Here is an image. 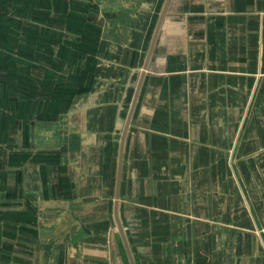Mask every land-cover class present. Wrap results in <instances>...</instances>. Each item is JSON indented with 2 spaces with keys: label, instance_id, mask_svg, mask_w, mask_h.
Listing matches in <instances>:
<instances>
[{
  "label": "crops",
  "instance_id": "1",
  "mask_svg": "<svg viewBox=\"0 0 264 264\" xmlns=\"http://www.w3.org/2000/svg\"><path fill=\"white\" fill-rule=\"evenodd\" d=\"M74 1L89 87L0 118V264H264V0Z\"/></svg>",
  "mask_w": 264,
  "mask_h": 264
},
{
  "label": "rangeland",
  "instance_id": "2",
  "mask_svg": "<svg viewBox=\"0 0 264 264\" xmlns=\"http://www.w3.org/2000/svg\"><path fill=\"white\" fill-rule=\"evenodd\" d=\"M90 16L89 6L74 0H0L1 121L52 115L89 87L99 35ZM79 19L92 25V41Z\"/></svg>",
  "mask_w": 264,
  "mask_h": 264
},
{
  "label": "trees",
  "instance_id": "3",
  "mask_svg": "<svg viewBox=\"0 0 264 264\" xmlns=\"http://www.w3.org/2000/svg\"><path fill=\"white\" fill-rule=\"evenodd\" d=\"M77 24H80L81 27H85L83 30L87 31L88 32V35L85 36V40H93L92 37H89L90 36V31H91V28H92V25L87 23L84 19H79V21H77ZM99 36V35H98ZM97 36V37H98ZM98 39V38H97ZM95 45V48H96V45H97V42L94 44ZM86 47V46H85ZM85 47L82 46V48L84 49ZM94 49V48H93ZM86 50V48H85ZM91 50V49H89ZM21 52L24 54H28V51L24 50V49H21ZM87 88V87H86ZM86 88L82 89L81 91H84Z\"/></svg>",
  "mask_w": 264,
  "mask_h": 264
},
{
  "label": "water",
  "instance_id": "4",
  "mask_svg": "<svg viewBox=\"0 0 264 264\" xmlns=\"http://www.w3.org/2000/svg\"><path fill=\"white\" fill-rule=\"evenodd\" d=\"M157 33H158V31H157ZM156 35H157V34H156ZM138 92H139V91H138ZM136 99H137V98H136ZM136 99H135V102H136ZM128 127H129V123H128V125H127L126 131H127Z\"/></svg>",
  "mask_w": 264,
  "mask_h": 264
}]
</instances>
